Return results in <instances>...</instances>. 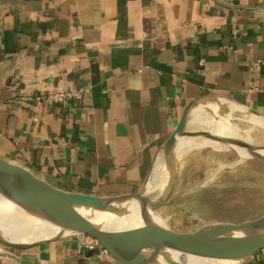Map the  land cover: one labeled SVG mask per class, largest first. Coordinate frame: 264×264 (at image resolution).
<instances>
[{
	"label": "crops",
	"instance_id": "obj_1",
	"mask_svg": "<svg viewBox=\"0 0 264 264\" xmlns=\"http://www.w3.org/2000/svg\"><path fill=\"white\" fill-rule=\"evenodd\" d=\"M215 99L264 116V0H0V156L55 187L136 191L184 107ZM81 239L0 264H117Z\"/></svg>",
	"mask_w": 264,
	"mask_h": 264
},
{
	"label": "water",
	"instance_id": "obj_2",
	"mask_svg": "<svg viewBox=\"0 0 264 264\" xmlns=\"http://www.w3.org/2000/svg\"><path fill=\"white\" fill-rule=\"evenodd\" d=\"M214 102L219 104L223 101L215 99ZM200 103L193 100L184 107L175 129L162 146L168 184L154 198L146 195L150 172L134 192L100 196L55 187L31 170L0 156V201L15 199V203L26 212L44 218L61 231L52 236L21 242L5 238L0 232L2 249H23L69 235H84L95 239L117 264H183L179 260L184 257L220 259L241 264L264 248V213L249 220L205 225L192 232L175 231L165 224L151 221L146 215V212L154 213L172 196L176 180V145L180 136L201 133L187 129L188 119ZM209 109L212 112V108ZM236 140L250 153L246 157L264 158L263 155L252 152L244 140ZM133 201L138 204L141 220L123 228L96 225L91 217L81 212V209L96 207L124 215L128 204ZM174 254L180 259L175 258Z\"/></svg>",
	"mask_w": 264,
	"mask_h": 264
},
{
	"label": "rangeland",
	"instance_id": "obj_3",
	"mask_svg": "<svg viewBox=\"0 0 264 264\" xmlns=\"http://www.w3.org/2000/svg\"><path fill=\"white\" fill-rule=\"evenodd\" d=\"M217 105L224 112L221 116L229 128L238 130L246 141L264 145V126L254 120V113L230 101ZM238 106L243 110L236 109ZM203 108L198 105V110L192 111L187 129L206 134L193 133L181 137L180 142L192 138V143L189 148L178 149L172 196L154 211L167 227L178 232H192L218 222L249 220L264 213V158H240L232 148L220 150L213 145L216 141L206 144L204 138L212 126L203 123L202 119L206 117L211 121L212 112ZM259 117L264 120L263 116ZM164 170L167 171L164 162L155 163L147 185L148 197L161 194V182L167 180Z\"/></svg>",
	"mask_w": 264,
	"mask_h": 264
},
{
	"label": "bare ground",
	"instance_id": "obj_4",
	"mask_svg": "<svg viewBox=\"0 0 264 264\" xmlns=\"http://www.w3.org/2000/svg\"><path fill=\"white\" fill-rule=\"evenodd\" d=\"M200 105L208 109L212 108V114H211L212 120L210 121L206 117L205 119H202L203 123H206L207 125L209 124L212 126V130L210 132H207V135H206L207 137L205 136L206 138H204L206 140V144L207 143L213 144L216 141L213 145L218 147L220 150L221 149L223 150L225 148L226 149L232 148L236 152H238L240 158H244L248 156L250 153H248L246 149L242 148V146L237 143L236 139H242L249 144L252 152L261 154L264 156V145H258V144H254V142L251 143L249 141H246L245 139L242 138L238 130L234 131V129L231 126H230L231 129L228 127L229 126V124H227L228 122H226L224 120V117L222 118L221 116L222 113L224 112H221V110H219V106L216 104V102L207 101L205 103H200ZM205 108H203V110ZM236 109L243 110V108L239 106ZM254 114H255L254 120L257 121V123H259L260 125L264 126V120L259 117L261 115L256 114V113ZM225 117L227 118L226 115ZM223 125L226 128H224ZM201 133L203 134V132ZM181 137L182 136H180V139ZM180 139L178 140L177 145H176L177 158H178V149L179 148L183 149V147L184 149L189 148V146L192 143V138H187L185 141L183 140V142H180ZM220 139L226 140V141H221ZM160 154L162 153H159L158 155L160 156ZM157 162L158 163L164 162V159L163 160L159 159V161ZM165 172L167 174V171ZM165 183H166V180L164 179V181L161 182L162 184L161 189L164 188L163 186ZM14 200H10L7 202L0 201V232L5 238H9L14 241L16 240V241L21 242L24 240L27 241V240L38 239L41 236H52L55 234H59L61 232L57 226H55L54 224H50L44 218L39 217L35 214H30L26 212L27 210L22 208V206H18ZM81 212L85 216L91 217L92 222L94 224L102 226V227H107V228L108 227L109 228H123L125 226L140 222L141 220L140 209L138 207V204L134 201L128 204L126 214L124 215H117L107 210L103 211L96 207H90V209H87V210L81 209ZM146 215L151 221H154L160 224H164L165 222V221L163 222V219L157 213L146 212ZM0 250H2L1 244H0ZM174 255H175V258L177 257L180 259L178 255L176 254ZM179 261H181L183 264H235L233 261H224L220 259L210 260V259H201V258H192V257H184L180 259Z\"/></svg>",
	"mask_w": 264,
	"mask_h": 264
},
{
	"label": "built area",
	"instance_id": "obj_5",
	"mask_svg": "<svg viewBox=\"0 0 264 264\" xmlns=\"http://www.w3.org/2000/svg\"><path fill=\"white\" fill-rule=\"evenodd\" d=\"M254 67L255 68H259V62H255L254 64ZM62 94H58V97H60ZM84 236V235H82ZM80 243L85 247L87 248L88 250H91V251H97L98 254H107L106 250L103 249L99 244L98 242L89 237V236H86V239H81L80 240Z\"/></svg>",
	"mask_w": 264,
	"mask_h": 264
}]
</instances>
